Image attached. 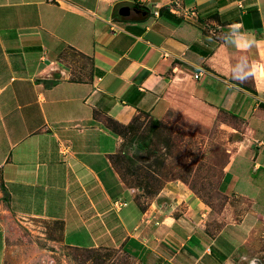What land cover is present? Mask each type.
<instances>
[{"label":"crops","instance_id":"obj_1","mask_svg":"<svg viewBox=\"0 0 264 264\" xmlns=\"http://www.w3.org/2000/svg\"><path fill=\"white\" fill-rule=\"evenodd\" d=\"M234 25L256 44H230ZM245 58L256 72L238 83ZM169 113L245 133L221 185L242 210L224 207L216 228L178 183L137 202L111 163L106 118ZM7 215L137 264H264V0H0V264Z\"/></svg>","mask_w":264,"mask_h":264},{"label":"rangeland","instance_id":"obj_2","mask_svg":"<svg viewBox=\"0 0 264 264\" xmlns=\"http://www.w3.org/2000/svg\"><path fill=\"white\" fill-rule=\"evenodd\" d=\"M113 128L121 141L111 162L137 202L146 203L163 187L178 183L207 205L213 228L229 216L224 207L233 208L235 214L242 210L237 208V198L228 199L221 192L229 157L245 141V133L232 117L219 115L213 122L199 123L169 113L159 121L138 116L124 127ZM5 218L7 243L1 264H137L116 249L63 245L59 223Z\"/></svg>","mask_w":264,"mask_h":264},{"label":"clouds","instance_id":"obj_3","mask_svg":"<svg viewBox=\"0 0 264 264\" xmlns=\"http://www.w3.org/2000/svg\"><path fill=\"white\" fill-rule=\"evenodd\" d=\"M235 30V35H233V31ZM231 35L232 39L230 44L234 47L242 50H248L256 44L254 37H249L248 33L239 32L238 26H232L229 29V33L225 34V36ZM243 37V46L241 45L240 38ZM239 67L241 69L240 72H235L234 69ZM231 70V78L238 83L246 82L250 77H253L256 72V65H249L247 59L239 60L236 64L232 66Z\"/></svg>","mask_w":264,"mask_h":264},{"label":"trees","instance_id":"obj_4","mask_svg":"<svg viewBox=\"0 0 264 264\" xmlns=\"http://www.w3.org/2000/svg\"><path fill=\"white\" fill-rule=\"evenodd\" d=\"M136 118V117H135ZM134 119V118H133ZM153 120V119H152ZM155 121H159V120H156V119H154ZM133 121V120H132ZM131 121V122H132ZM107 122L109 123V124H107ZM106 125H107V127L112 131V132H114V133H116L118 136H119V133L113 128V126H118V127H124V126H126V125H128V124H126V125H123V124H120V123H118V122H116L115 120H112V119H110V118H106ZM113 125V126H112ZM113 156V155H112ZM112 156H110V160H111V157ZM112 163V162H111ZM84 250H89V249H84Z\"/></svg>","mask_w":264,"mask_h":264},{"label":"water","instance_id":"obj_5","mask_svg":"<svg viewBox=\"0 0 264 264\" xmlns=\"http://www.w3.org/2000/svg\"><path fill=\"white\" fill-rule=\"evenodd\" d=\"M130 12V8L128 6H122L118 9V13L121 16H127Z\"/></svg>","mask_w":264,"mask_h":264},{"label":"built area","instance_id":"obj_6","mask_svg":"<svg viewBox=\"0 0 264 264\" xmlns=\"http://www.w3.org/2000/svg\"><path fill=\"white\" fill-rule=\"evenodd\" d=\"M155 15L157 14L156 12L154 13ZM199 71L198 72H196V73H194V75H193V77L195 78V79H197V78H199ZM121 204H124V203H121Z\"/></svg>","mask_w":264,"mask_h":264}]
</instances>
